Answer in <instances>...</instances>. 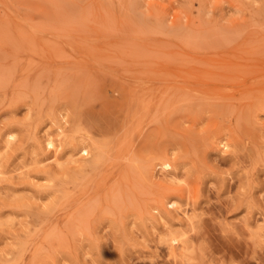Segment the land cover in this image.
<instances>
[{
    "label": "rangeland",
    "instance_id": "rangeland-1",
    "mask_svg": "<svg viewBox=\"0 0 264 264\" xmlns=\"http://www.w3.org/2000/svg\"><path fill=\"white\" fill-rule=\"evenodd\" d=\"M0 264H264V0H0Z\"/></svg>",
    "mask_w": 264,
    "mask_h": 264
},
{
    "label": "bare ground",
    "instance_id": "bare-ground-1",
    "mask_svg": "<svg viewBox=\"0 0 264 264\" xmlns=\"http://www.w3.org/2000/svg\"><path fill=\"white\" fill-rule=\"evenodd\" d=\"M258 137V136H257ZM261 137H263V136H261ZM259 138V137H258ZM222 145H224V143L222 144Z\"/></svg>",
    "mask_w": 264,
    "mask_h": 264
}]
</instances>
